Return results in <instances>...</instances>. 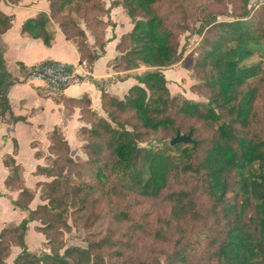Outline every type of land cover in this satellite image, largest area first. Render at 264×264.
<instances>
[{"label": "trees", "instance_id": "obj_1", "mask_svg": "<svg viewBox=\"0 0 264 264\" xmlns=\"http://www.w3.org/2000/svg\"><path fill=\"white\" fill-rule=\"evenodd\" d=\"M47 1L49 13L24 22L22 34L50 46L55 23L91 67L107 44L111 10L123 7L133 27L120 38L113 68L127 73L117 79L137 84L122 99L103 92L105 115L79 102L84 163L72 156L60 129L51 135L47 165L36 169L45 180L35 188L24 184L13 157L5 159V185L19 192L11 203L27 215L0 232V264L13 247L21 249L13 264H159L161 255L168 264H264V55L246 63L264 50V5L255 14L251 0ZM221 16L233 20L219 21ZM12 25L13 17L0 11V35ZM188 31L202 36L193 66L199 83L192 89L207 102L172 96L163 74L183 61L186 44L180 42ZM87 32L100 53L88 44ZM142 67L141 74L130 73ZM12 79L0 52V117L10 111ZM178 132L191 133L197 146H142L155 134L169 140ZM38 188L43 203L32 209ZM158 199L169 204L170 217L150 228L133 209ZM99 221L128 225L127 238L92 232L86 247L66 246L64 232L92 229ZM33 222L50 249L41 256L26 241ZM202 237L203 249L191 254Z\"/></svg>", "mask_w": 264, "mask_h": 264}, {"label": "crops", "instance_id": "obj_2", "mask_svg": "<svg viewBox=\"0 0 264 264\" xmlns=\"http://www.w3.org/2000/svg\"><path fill=\"white\" fill-rule=\"evenodd\" d=\"M0 11L5 16L13 17L11 29L0 35V52L5 59L7 71L13 77V84L6 94L10 111L5 117H0V184L5 186H0V197L6 196L9 209L17 210L11 201L18 197L19 192L11 191L5 185V180L10 174L4 166L5 159L13 157L21 167L20 176L24 184L35 188L36 183L44 179L35 172L39 165H47L48 147L51 135L56 129L63 132L71 150L74 143L80 147L78 131L86 124L81 119L79 102H86L91 110L105 115L103 92L122 99L129 89L137 84L134 78L117 79V76H125L127 73H118L113 68V62L119 55L116 47L120 38L131 31L133 25L123 7L112 9L110 19L113 26L106 30L107 44L100 58L91 67L90 79L65 89L60 95L51 96L47 94L43 82L30 79L26 72H31L33 68L45 62L77 65L81 56L76 43L67 39L55 23L50 27L53 31L50 46L45 45L41 39L22 34L24 22L35 18L41 12L49 13L50 4L47 0H20L17 4L4 1L0 4ZM87 42L93 50H97L94 38L89 32ZM97 52L100 53L99 50ZM144 69L142 67L130 73L141 74ZM164 73H167V70ZM168 80L170 81V78ZM14 117L23 120L14 122ZM23 152L31 161V166L27 169L28 181L22 176L25 171L21 160ZM35 200L30 205L32 209L36 207ZM15 210L13 214L17 213ZM26 215L22 211L18 213V223ZM6 222V218L0 219V232ZM35 224L37 222L30 223L31 226Z\"/></svg>", "mask_w": 264, "mask_h": 264}, {"label": "rangeland", "instance_id": "obj_3", "mask_svg": "<svg viewBox=\"0 0 264 264\" xmlns=\"http://www.w3.org/2000/svg\"><path fill=\"white\" fill-rule=\"evenodd\" d=\"M106 2L110 3V0H106ZM213 5H214V10H216V4ZM261 5H264V0H251L249 3V8H251L256 14V11L259 9ZM225 7L228 9L229 13L232 12V4H230L229 1L225 2ZM218 20L229 21V20H233V18H231L230 16H221L218 17ZM195 26L197 27L199 26V24L196 23ZM201 40H202V36L190 35L189 31L182 35L180 45L183 46L184 44H186V51L183 56V61L180 64H177L169 69H166L167 73H163L167 79L170 78L169 81L170 85L168 87L172 96L184 94L187 98L192 99L196 102H207V99L204 96L198 94L196 91L192 89L193 86L199 83V80L193 74V66H194L195 58L197 57V47L199 46ZM260 54L264 55V50L256 52L255 55L250 60L246 61V63L248 64L259 63ZM171 139L163 140L162 135L158 133L155 134L148 143L142 144V146L147 148L157 149L162 147L163 145H167V144L170 145ZM82 144L83 143L81 142L80 147H77L76 144L74 143L73 145L74 148L72 149L71 154L77 161L84 163V161L86 160V155L82 152V148H81ZM21 157H22L21 160L23 163V167L25 169V171L22 172V176L24 180L28 181L29 177L27 175V169L28 167L31 166V161L24 152L22 153ZM83 170L88 176L89 173L85 168V166H83ZM0 186H3V188H5L4 184H0ZM35 199L36 200L34 204L37 205L43 203L41 199V188H38L36 190ZM13 210L15 209H11V210L9 209L6 196H1L0 219L2 218L7 219L5 226H3L4 228H8L11 225L18 223L19 221L18 213L20 214L21 210L19 209L15 210V212H17L16 214H13ZM130 211H132V209H130ZM133 212L136 217H140L139 221H141V219H146L149 221L150 228H158L164 220L170 217L171 207L167 202H164L161 199L148 200L145 201L141 207L133 209ZM69 221L72 222L71 219ZM38 225L39 223L29 226V231L27 232L26 240L29 251L38 256H41L44 252L49 253L50 249L45 242L46 240L44 236L41 233L34 231V228ZM127 231H128V225L119 224V226H116L115 224L109 223L107 221H99L92 227V229H86L82 227L79 230L73 229L72 232H64V241L67 247L72 245L86 247L88 245V243L86 242L87 237L89 234H92V232H94L96 236L99 237H105V236L108 237V235H114L115 237L123 236L124 238H127L126 237ZM139 239L141 242L149 241L148 240L149 238L144 236H140ZM197 241L200 242L199 246L197 245L198 246L197 247L196 245H194V247L190 248L189 251L190 253L194 248H196L195 250H200L199 248L204 246L207 242L206 239L203 237L197 239ZM201 249H203V247ZM20 252H21L20 248L13 247L11 254L9 258L6 260L5 264H13L14 259ZM158 260H159V264H168L164 255H161L158 258Z\"/></svg>", "mask_w": 264, "mask_h": 264}, {"label": "built area", "instance_id": "obj_4", "mask_svg": "<svg viewBox=\"0 0 264 264\" xmlns=\"http://www.w3.org/2000/svg\"><path fill=\"white\" fill-rule=\"evenodd\" d=\"M91 66L86 62L70 65L61 62H45L31 70L30 79L44 83L47 94L60 95L65 89L88 81Z\"/></svg>", "mask_w": 264, "mask_h": 264}, {"label": "water", "instance_id": "obj_5", "mask_svg": "<svg viewBox=\"0 0 264 264\" xmlns=\"http://www.w3.org/2000/svg\"><path fill=\"white\" fill-rule=\"evenodd\" d=\"M5 93V88H0V94ZM193 144L197 146V140L192 138V134H181L178 132L175 137L170 140V146H175L178 144Z\"/></svg>", "mask_w": 264, "mask_h": 264}]
</instances>
